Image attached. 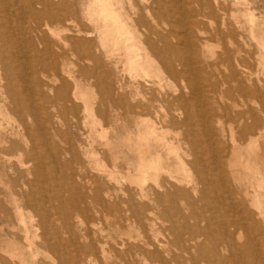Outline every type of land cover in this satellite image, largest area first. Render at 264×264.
Segmentation results:
<instances>
[{"label": "bare ground", "instance_id": "1", "mask_svg": "<svg viewBox=\"0 0 264 264\" xmlns=\"http://www.w3.org/2000/svg\"><path fill=\"white\" fill-rule=\"evenodd\" d=\"M14 1L17 8L10 10L16 14L18 23L12 26L7 0H0V111L11 117L15 114L19 119L16 128L0 120V159L4 162L0 185L5 187L0 190V238L3 235L12 238L8 246L0 242V264H45L39 259L43 251L52 253L50 264H96L97 261L102 264H264V161L258 162L264 159V143L259 142L264 138V16L257 0H239L243 10L238 11L240 16L237 13L234 16L246 35L257 43V52L253 49L255 54H252L257 53V64L263 68L259 77L253 76L246 64V58L252 55L249 51L244 49L246 56H240V48L234 50L226 45L221 52L208 54L205 41L193 37L203 34L198 17L205 10L216 19L221 17L223 9L219 0L186 1L193 4L184 11V17H192L189 36L178 37L176 41L172 38L178 36V27L184 24L180 0H87L83 8H87L89 19L97 23V37L103 46H96V36L83 28L76 31L70 42L78 55L81 75H92L103 95L102 121L94 134L111 163L102 160L95 149H86L87 157L96 165L95 174L85 177L83 172H75L81 182L73 177L65 182L59 177L62 181L52 195L60 203L56 208L61 225L43 208L44 202L51 200L48 181L54 178L44 168L57 162L58 152H53L57 143L51 139L62 136L61 121L52 125V131H42L51 114L46 112L43 125L36 111L38 108L42 112L53 111L62 106L75 114L74 103L78 98L84 101L86 111L92 112V106L86 99L88 93L81 90L71 72L68 75L72 83L62 78L63 84L54 87L37 79L32 91L31 78L16 63L22 53L16 42L22 39L23 30L28 27L25 23L30 19L38 21L34 39L49 42L51 37L42 33L39 19L46 18L52 23L77 14L68 10L70 5L63 3L60 7L52 0ZM37 3L41 4L40 9H36ZM147 17H159L164 22L154 27L148 24ZM215 31L223 37L219 28ZM231 34L229 30V37L237 33ZM47 52L51 54V48ZM88 56L90 59H86ZM33 58L43 69L48 67L59 76L51 55L35 53ZM86 60L92 64L88 62L85 66ZM110 65L121 67L122 74L116 80ZM124 72L129 74L128 82ZM173 81L184 86L176 87L175 92L164 89L165 83ZM32 92L50 103L48 109L30 99ZM132 95L140 98L135 97V103H130ZM224 97L230 104H224L221 113L218 108ZM250 100L260 103L254 108ZM61 103H73V108ZM25 113L34 116L33 122L43 127L35 132L30 130ZM224 118L235 123L231 126V140L224 133ZM182 126L192 132L185 138L190 144L188 149L166 135L171 127ZM93 135L88 137L96 141ZM206 136L207 142L203 139ZM28 142L32 143L29 150ZM40 147L51 149L48 154L54 162L48 163L38 154ZM257 147H262L263 155L257 154ZM243 151L255 155L251 157L249 153L245 157ZM12 157L17 163L12 162L15 161ZM30 161L36 162L31 170ZM241 167L258 175V179L253 176V181L243 183L249 176ZM26 174H34L35 178L30 182ZM128 182L132 187L124 186ZM64 190L71 192L70 209L64 206L69 202L62 193ZM178 199L184 200L186 206L180 207ZM199 201L217 214L215 218L221 215L223 221L205 228L190 224ZM28 209L36 213L30 214L29 220ZM113 209L129 211L132 221L128 232L117 237L110 234L109 240L89 228L83 230L82 222L73 220V214L89 219L93 213ZM159 211L170 222L161 230L156 229L154 220ZM230 212L240 213V219L232 220ZM134 230L138 237L132 235ZM123 234L128 237H122Z\"/></svg>", "mask_w": 264, "mask_h": 264}, {"label": "rangeland", "instance_id": "2", "mask_svg": "<svg viewBox=\"0 0 264 264\" xmlns=\"http://www.w3.org/2000/svg\"><path fill=\"white\" fill-rule=\"evenodd\" d=\"M52 1L60 7L63 3L70 5L68 7V10L72 13H76L77 16H66L65 18L60 19L59 22L56 21V22H52V23L49 20H46V18L39 19L40 22H42V31H43L42 33L49 35L51 37V40L49 42L48 41L37 42L36 39H34V37L37 35V32L34 29L36 28L38 21H34L31 19L28 20L25 24L28 27H32V29L28 30V27L26 26L27 29L23 30V36H21L22 39H20L19 41L16 42L22 48L21 57L17 59L16 63L20 64L23 68V71H25L28 74L29 78H31L30 80H32V83L29 87L31 88L32 91H34L33 89L35 87V84H37V81H39V80H41V82H44V83H49L48 85H51L54 87L60 86L63 84L62 78L65 81H70V83H72L73 81H72V79L69 78V75H68V72H71V74H73L78 79L81 90H84L88 93V96L86 99L88 101H90L91 106H92V112L93 113L91 111H86L84 101L81 98H78V100H76L74 103L75 108H76L75 114H73L70 111L67 112V110L65 111L64 108H62V106L55 108L53 111H49V110L45 109L46 111H43V112L38 108L36 111V114H38L37 118H38V120L40 118L42 122H43V118H45V116H46L45 115L46 112H50V114H51L50 118H48V120L45 123V125H46L48 122V124L46 125V128H44V129H41L44 125V122L42 123L43 125L40 126V125H38V123L36 124L35 122H33L34 116L31 117L29 114H26V113L24 115L25 120L30 123L28 125V126H30V130H33V132L40 130V129L42 131H44V130L52 131V125L59 122V120L61 121V123L59 125H60V131H61L60 134H62V136L54 137L51 139L52 141H56V143H57V149L53 151L56 153L58 152L57 162L54 163V166H47L44 168V172L50 174V176H54L53 179L48 181V186H49L48 194L50 195L51 200L45 201L43 204V208L47 209L52 214V216L55 218V222L57 223V225H61L62 220L58 217V214H57L58 211L56 208L57 206L60 205V203L58 202V200H53V195H52L54 193V190L56 191L59 188L60 181H62V180H60V178H62L63 180H65V182H67V181H69V179L71 180L73 177L75 180H78V182H81V180L79 178L77 179V175H74L75 172L78 173L81 171V172H83L82 174L85 177H87L91 174H95V173H93L95 171L93 169V167H95L96 165H95L94 161H92L89 157H87L86 149H90V148L92 149L93 148L96 151H98L99 157H101L102 160H104L107 164L111 163V159L109 158V155L107 156V153L105 154L102 151L99 138L94 134L95 128L99 127L97 125H101L100 123L102 121L101 110L103 108V95L101 93V90L98 89V87L95 85L96 79L91 77L92 75H88L87 77H83L81 75L80 71L78 70L79 69L78 55L73 52V49H72L73 48V42H70L71 37H73L76 34V31L78 29L83 28L85 30L90 31V35H92L93 37L96 36L95 37V39H96L95 45L98 47H100V46L102 47L103 42L101 41V38L99 39V37H97V31H96V29L99 30V28L97 27L96 22L91 21L89 19L87 8H83V7L87 6V5H84L87 3V0H69L68 2H67V0H52ZM186 1H188V0H180L179 1L180 14L182 15V17H184L185 8H188L190 5L193 6V4H188V3H186ZM219 2H220V5L223 9L222 11H220L221 17L216 19L211 15V13H209L210 12L209 10H205L203 12V15L198 17V20H199V26L198 27H199V29L202 30L203 34H198V35L193 36V37H195V38L198 37V38H201L202 40L205 41V43H206L205 45H206L207 49L205 47L204 48L208 54L219 53L222 51V49L226 45L229 46V48L234 49V50H237L238 48H240L241 49L240 56H246L244 49L249 51L251 54L252 53L255 54V52H257V47L255 46V44H257V43H255L256 41L251 39L248 35H246L247 33L245 31H243V29L241 27L242 25L237 23L236 18L234 16V13H237V15L240 16V14H238V11L243 10V3H241L239 0L238 1L237 0H219ZM6 5H7V10L9 9L8 11L11 14L9 16H10V19L12 20V24H13L12 26H15L16 23H18V19H16V14L13 15L11 13L12 11L10 10V7H11V9L17 8L15 1L14 0H7ZM257 5L260 6V9L263 10V13L261 10H260V12L264 16V0H257ZM36 6H37L36 9L41 8V4H39V3H37ZM153 6H155V5L153 4ZM127 7L130 8L128 2H127ZM196 7H199V6L196 5ZM84 9H86V10H84ZM191 19H192V17H187V16L184 17V24H181V26L178 27V33L179 34L176 38H174V37L172 38L173 41H176V39H178V37L187 38V36H189V23H190ZM147 22L149 25L155 27L157 24H162L164 21L161 20L159 17H155V18L147 17ZM46 23H49L47 29H46ZM49 26H51V28ZM165 27L170 28V26H165ZM217 28H219L224 33L225 36L224 35H223V37L218 36L216 33L217 31H215ZM229 30H230V35H232L231 33L233 31H235L237 34L234 37H231V36L229 37L228 36ZM50 32H52V33H50ZM53 34H55V35H53ZM239 34L244 35L245 38L241 39ZM246 36H248L249 38ZM26 39H31V40L25 41ZM250 39L254 42V44ZM248 41H250L252 44L249 43ZM210 43H211V45L214 44L215 49L213 46L209 45ZM246 43H247V45H246ZM252 45H254V47ZM210 47H212L213 49ZM247 47L249 49H247ZM48 48H51V54L47 52ZM253 49H255L254 50L255 52L253 51ZM35 53L39 54L40 56H47V54L51 55L53 57L54 61L57 63L56 69H58V73H59L58 75L59 76H57V73L55 71H53L51 69H47L48 67L43 69L44 66L42 67L36 60H34L33 55H35ZM254 54L250 55V58H248V59L246 58V64L248 66V69L251 71V73H253L252 75L256 76V77L258 75V77H259V76L263 75V68L259 64H257L258 63L257 53H256V56ZM86 59H90L89 56ZM103 59H105L104 55H103ZM88 62L90 64H92V62H90L89 60L88 61L86 60L85 63L83 62V64L86 66V64H89ZM25 63H27V65L29 64L31 67H29V65L27 66ZM93 65H94V63H93ZM120 68H118V67L116 68L114 65L109 66V69L112 71L114 80L118 79V76H120L122 74V71L120 70ZM101 74H102V71H100V75ZM123 75L125 77V81L128 82L129 81L128 72H124ZM35 80H37V81L35 82ZM179 86L183 87L184 84L181 82H178V81H173V82H170V84L165 83L164 89H166L169 92H175V88L179 87ZM131 87H128V89ZM43 88H44L45 92L49 91L47 86L44 85ZM202 88H203V86L201 87V89ZM132 89H133V87H132ZM202 93H203V91H202ZM34 95L35 94L33 93L30 96V99L35 104H37L38 106H40V107L42 106L44 108H47V106L50 105V103H45L42 99H40L38 95H35V96ZM50 95L54 96V92H51ZM235 96H236V94L234 95V97ZM135 97L140 98V96L138 97L137 95H132L131 99H130V101H131L130 103H135V100H137V99H135ZM259 103L260 102L256 101V100H250L249 101V104L254 108H256L259 105ZM61 104L65 105L68 109L73 108V106H72L73 103H68V104L61 103ZM215 104L216 103H214V106H215ZM224 104L225 105L230 104V101H228V99H226L225 97L222 98L221 107L218 108V111L221 113H224V110H223ZM161 111L162 110H160V112ZM229 111H230V109H229ZM1 113L2 112L0 111V120H3L5 125H7V123H9L12 126H14L15 128L17 127V125L19 123V119H18L17 115L13 114L11 117L9 114H7L5 112H3L2 114ZM55 117L58 119H56ZM37 118L35 119L36 122L38 121ZM93 119H95L96 122L93 121ZM223 120H224V122H223L224 133L227 136V138L230 137V140H231V126L234 127L235 123L231 122L230 119H228V118H224ZM97 121L98 122L100 121L99 124H97ZM12 126H9V127L7 126V129H9V128L12 129ZM39 127H40V129H39ZM168 132H170V133H168ZM0 135H2V133H0ZM90 135H93L98 140L96 139V141H93V138L89 139L88 136H90ZM166 135H167V137L171 138L173 141L180 142L179 143L180 147H183L185 149H188L190 147V144L185 139L186 136L192 135V132L190 129H188L184 126L177 127V128L171 127L170 131L167 130ZM175 135H177V136H175ZM0 138H1V136H0ZM205 138H206V142H207L208 137L207 136L203 137L204 141H205ZM92 141H93V143H92ZM259 142H260V144H263L264 138H260ZM77 144H78V146H77ZM31 145H32V143L28 142V150L31 147ZM253 148L256 149V147H253ZM253 148H252V150L254 151ZM257 148H258L256 151L257 154L260 156L263 155L262 154L263 153L262 147L261 148L257 147ZM38 151H39L38 154L43 155L44 159H46L48 161V163L54 162L53 157L48 154L49 151L51 152L50 148L49 149H45V148L42 149V147H40ZM254 152L243 151V155L245 157L246 156L249 157V155L251 154L250 156L254 157V155H255ZM1 153L2 152H0V156L2 155ZM103 154H105L106 156L104 155L105 156L104 157ZM237 157H239V156H237ZM2 159H0V169L2 168V165L4 163V162H2ZM230 159H231V157H230ZM11 160H15L12 162L17 163V159H14V157H12ZM262 161H264V159L258 160V162H262ZM30 163L31 164H29V166H28L29 170L34 168V166L36 165L35 161H30ZM66 166H68V167H66ZM242 168L243 167H241V170H243L245 175L249 176L246 181L245 180L242 181L243 183L253 181L254 180L253 176H255V178L258 179V175H256V174L253 175V173H250L247 169H245V168L242 169ZM87 170H90V171L88 172ZM11 174H12L11 177L14 180L15 176H13V172H11ZM11 177H10V179H11ZM25 178H26V180H29L31 182L35 177H34V174H26ZM195 181H198L197 178L195 179ZM10 185H13V184H10ZM124 186L132 187V184H129V182H128ZM198 186L202 187V183H199ZM11 187H13V186H11ZM119 187H120V185L118 186V188ZM3 188H5V187L0 185V190H4ZM26 191L29 192V189L26 188ZM118 192L121 193V191H118ZM62 193H63L64 197L67 198V200H69V202L67 204H64V206H66L67 209H70L72 207L71 198H70L71 192L69 190H64ZM49 195H48V197H49ZM200 195L201 194L198 192V196L196 195V197L199 198ZM126 197L124 196V198H126ZM36 198L40 199V196L36 195ZM177 203L182 208L186 206L184 200L181 201V199H178ZM188 210L190 211V209H188ZM195 210H196V213H194V214H196V215L193 216V218H190V224H192V225L197 224L198 227H202V228H205L207 225H211L212 227H214V225L216 223L223 221V217L221 215H219L218 218H215L217 216V214H215V212H213L212 209H210V210L207 209L206 205L202 204L200 201L198 202V205L195 206ZM189 211L185 210V212H187L186 214L189 215ZM30 214L35 215L36 213L30 212L29 209L26 210L27 220H29ZM229 214H230L232 220L240 219V215H241L240 213L230 212ZM156 215L157 216H156V218H154V220L156 222V227H157L156 229L157 230H161L163 226L167 227V225H169L170 222H169V220H167L166 216H164V213L162 211H159V213ZM73 220H78L80 223L82 222L83 230L89 228L92 232L96 231L98 233H101V236H103L105 240H109L110 234L111 235L113 234L114 236L117 237V234H119V233L128 232L129 231L128 230L129 229L128 224L130 223V221H132L131 220V213L129 211H124L123 209L119 210V211H117L115 209H113L111 211H103V213H99V214L93 213L91 218H89V219L86 218L82 214H73ZM37 222H38V218H37V216H35L34 223H37ZM99 222H100V224H99ZM28 223H29V221H28ZM176 223H178V222L176 221ZM231 227L232 226H230V228ZM102 230H104V233ZM132 235H134L135 237H138L139 234H138V232H136L134 230L132 232ZM140 235H142V234H140ZM122 237L125 238L128 236H127V234H123ZM10 238H11L10 236L3 235V237L0 238V242H1L2 246L3 245L8 246L7 244H9V242L12 241V238L11 239ZM9 239H10V241H9ZM5 240L6 241L8 240V241L6 242ZM107 248H108V246H107ZM51 257H52V253L47 252V251L46 252L43 251L39 255V259L42 260L45 264H50ZM96 264H102V263H101V261H97Z\"/></svg>", "mask_w": 264, "mask_h": 264}]
</instances>
